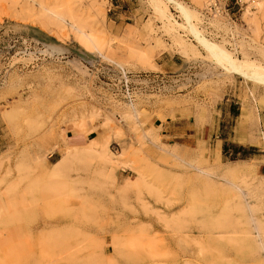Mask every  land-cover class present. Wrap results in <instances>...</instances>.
I'll return each mask as SVG.
<instances>
[{
	"label": "rangeland",
	"instance_id": "1",
	"mask_svg": "<svg viewBox=\"0 0 264 264\" xmlns=\"http://www.w3.org/2000/svg\"><path fill=\"white\" fill-rule=\"evenodd\" d=\"M172 1L264 64V12ZM187 30L151 0H0V264H264V82ZM121 69L155 82L128 101ZM176 109L220 138L246 131L250 150L162 142L151 120Z\"/></svg>",
	"mask_w": 264,
	"mask_h": 264
},
{
	"label": "bare ground",
	"instance_id": "2",
	"mask_svg": "<svg viewBox=\"0 0 264 264\" xmlns=\"http://www.w3.org/2000/svg\"><path fill=\"white\" fill-rule=\"evenodd\" d=\"M151 1L153 2V6L155 7V10H157L161 14V16L167 20L169 25H171L173 28L183 27L191 31V33L194 34L196 40L207 48L209 55L216 63H219L221 65H227L231 68L238 70L242 74L254 80H259V81L264 82V64L263 63H260L259 61L245 54L242 58H240L236 56L229 49L220 45L218 42L213 41L202 34V29H200L198 26L199 25L198 21L203 19L202 18L203 15L199 11L188 7L186 4L182 2H178V1L175 2L179 10L181 11V14L184 20V22L181 23L176 18H174L171 12L168 10L167 2L172 1V0H167V1L166 0H151ZM206 2L207 0H205V6L203 9V13L205 15L222 16L225 14V12L220 13V14H211V15L207 14L205 12ZM255 8L259 12H264V0H256L253 7L248 6L246 8L247 13L250 15H254L255 12H253L252 10ZM49 11L51 12L52 15L54 14V16L59 14L58 11L56 12L51 9ZM70 17L73 19V23H74L73 26L76 28V30L81 35L85 36V39H87L89 43H93V44L99 43V41L97 40L98 38L96 37L94 33H87L85 30H83L81 26L77 25V21L74 19L72 15H70ZM57 18H59V16Z\"/></svg>",
	"mask_w": 264,
	"mask_h": 264
},
{
	"label": "crops",
	"instance_id": "3",
	"mask_svg": "<svg viewBox=\"0 0 264 264\" xmlns=\"http://www.w3.org/2000/svg\"><path fill=\"white\" fill-rule=\"evenodd\" d=\"M166 56V54H163V57L166 58ZM167 61H169L168 57L165 61L163 60V62H160V65L167 67ZM193 116L192 113L189 115L182 114L180 109H176L174 117L169 115L165 121H161L159 117H155L151 120V124L160 128L161 140L167 144H179L193 147L198 143H210L211 140L215 143L216 136L219 137L218 132L220 130V124L215 121L212 126L208 123H197ZM233 131L234 133L230 134L228 138L219 137V140L222 141L220 145L221 151H223V144L227 140H231L235 143V148L237 147L238 150L236 154L250 150V148L247 147V143L241 140L242 137H246V131H240L239 133L236 132V129H233ZM87 138L89 139V136H87Z\"/></svg>",
	"mask_w": 264,
	"mask_h": 264
},
{
	"label": "built area",
	"instance_id": "4",
	"mask_svg": "<svg viewBox=\"0 0 264 264\" xmlns=\"http://www.w3.org/2000/svg\"><path fill=\"white\" fill-rule=\"evenodd\" d=\"M228 1L230 0H207L205 12L210 15L227 12L234 21V16L235 19H238L237 13L244 11V9H246L248 6L253 7L256 0H232L233 4L236 6V10L232 12V14L229 12L228 7L230 4ZM134 80H137L138 83L142 85H147L155 82V78L152 79L149 75H139L137 78L133 79V76L130 73H128L124 69H121L120 82L123 87V93L128 101L133 100L135 97V91L130 85Z\"/></svg>",
	"mask_w": 264,
	"mask_h": 264
},
{
	"label": "trees",
	"instance_id": "5",
	"mask_svg": "<svg viewBox=\"0 0 264 264\" xmlns=\"http://www.w3.org/2000/svg\"><path fill=\"white\" fill-rule=\"evenodd\" d=\"M241 148V147H240ZM235 152H238L237 147L235 148Z\"/></svg>",
	"mask_w": 264,
	"mask_h": 264
}]
</instances>
